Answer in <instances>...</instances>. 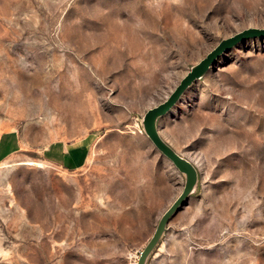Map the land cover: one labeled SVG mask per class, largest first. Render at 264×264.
Segmentation results:
<instances>
[{"label": "rangeland", "instance_id": "obj_1", "mask_svg": "<svg viewBox=\"0 0 264 264\" xmlns=\"http://www.w3.org/2000/svg\"><path fill=\"white\" fill-rule=\"evenodd\" d=\"M249 27L264 0H0V130L22 139L0 162V264H137L186 183L144 116ZM156 126L198 182L145 264H264V37L222 52Z\"/></svg>", "mask_w": 264, "mask_h": 264}, {"label": "water", "instance_id": "obj_2", "mask_svg": "<svg viewBox=\"0 0 264 264\" xmlns=\"http://www.w3.org/2000/svg\"><path fill=\"white\" fill-rule=\"evenodd\" d=\"M252 36L264 37V28L249 27L245 28L227 38L222 39L207 55L196 65H194L186 75L181 79L168 97L159 104L149 108L144 116V128L146 134L155 144V146L168 157L176 166V168L186 175V183L183 190L169 206V208L162 215L157 228L141 253V257L137 264H145V260L149 252L156 245L162 233L165 230L166 224L171 216L180 208V206L189 197L190 193L195 188L198 182V169L189 159L182 156L177 152L160 134L156 120L158 117L165 115L169 112L174 105L182 98L184 92L189 88L193 82L201 78L210 68L215 59L225 50L231 48L240 40Z\"/></svg>", "mask_w": 264, "mask_h": 264}, {"label": "crops", "instance_id": "obj_3", "mask_svg": "<svg viewBox=\"0 0 264 264\" xmlns=\"http://www.w3.org/2000/svg\"><path fill=\"white\" fill-rule=\"evenodd\" d=\"M86 144L71 146L70 148L61 149L62 157L66 165L75 166L80 163L81 158L85 155ZM22 150V139L16 129L0 130V162L10 160ZM66 152V153H64Z\"/></svg>", "mask_w": 264, "mask_h": 264}, {"label": "bare ground", "instance_id": "obj_4", "mask_svg": "<svg viewBox=\"0 0 264 264\" xmlns=\"http://www.w3.org/2000/svg\"><path fill=\"white\" fill-rule=\"evenodd\" d=\"M31 162V161H30Z\"/></svg>", "mask_w": 264, "mask_h": 264}]
</instances>
